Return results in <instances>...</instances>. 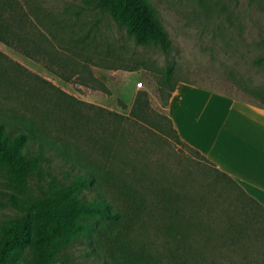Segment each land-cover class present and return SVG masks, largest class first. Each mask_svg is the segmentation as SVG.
<instances>
[{
    "label": "rangeland",
    "instance_id": "rangeland-1",
    "mask_svg": "<svg viewBox=\"0 0 264 264\" xmlns=\"http://www.w3.org/2000/svg\"><path fill=\"white\" fill-rule=\"evenodd\" d=\"M20 1L30 40L18 41V48L0 40V50L9 56L0 66L1 78L7 77L0 86V117L30 115L27 104L37 105L64 142L87 149L83 127L63 128L62 122L74 117L58 110L59 89L57 97L45 90L44 99L36 94L42 78L51 81L84 112L81 119L96 117L97 154L105 156L104 145L111 144L112 166L133 172L132 179L142 177L158 201L153 205L149 197L151 214L143 212L108 237L99 236L105 252L93 250V235L87 233L63 246L56 261L43 263L28 248L19 264H103L111 250L152 264H264V210L243 202L237 184L215 182L221 170L216 160L200 150L206 159L166 118L172 95L164 83L167 67L173 66L175 81L264 107V62L256 61L264 55V0H150L172 39L170 52L137 44L123 21L93 0ZM138 97L148 106L143 118L132 112ZM108 110L121 115L107 118ZM50 161L53 175L20 189L0 172V226L24 213L15 199L42 194L52 178L71 182L74 171L68 175L62 161ZM100 190L121 206L113 188ZM83 195L94 194L87 188Z\"/></svg>",
    "mask_w": 264,
    "mask_h": 264
},
{
    "label": "trees",
    "instance_id": "trees-1",
    "mask_svg": "<svg viewBox=\"0 0 264 264\" xmlns=\"http://www.w3.org/2000/svg\"><path fill=\"white\" fill-rule=\"evenodd\" d=\"M92 5L103 11L112 10L123 21L128 34L137 44L160 46L165 52H170L174 47L160 11L150 0H93ZM27 16L20 0H0V40L17 48L20 47L18 41H27L29 38L25 33L28 32L24 26L29 19ZM8 57L0 50V66L5 63L3 59ZM256 61L264 62V55L259 56ZM174 75L173 66H168L164 83L169 85V95H172L178 83ZM6 80L7 77L4 80L0 76L2 88ZM42 82V86L35 88L36 94L44 99L42 92L45 90L57 97L55 89H59L56 103L58 110L63 115L73 112L74 117L69 124L68 121L62 122L63 128L74 125L76 130L79 126L83 127L87 132L88 145L83 151L74 150L70 142H64L62 135L48 127L49 116L45 118L44 113L39 114L37 105L33 107L32 104H27L29 113L25 114L30 115L11 114L0 117V172L19 189L30 180L41 181L48 175H53L50 167L52 158L59 159L68 166L64 169L68 175L70 170L74 171L71 182L52 178L48 188L40 195L29 193L26 198L19 199L14 195L17 198L14 200L16 206L23 209L24 213L5 220L0 226V264H19L18 261L25 256L28 248L34 249L37 260L51 263L59 258L63 246L87 233L93 235V250L102 253L101 249L104 251V248L99 236L108 237L110 233H115L114 228L118 224L128 223L129 219L140 217L143 212L151 214L153 206L149 197L153 205L158 201L150 194V188L141 184L142 177L132 179L133 172L112 166L114 160L110 158L111 144L104 145L108 148L105 156L97 154L100 144L96 136L97 127L94 126L96 117L88 115L85 120L81 119L84 112L78 111L76 107L79 106L70 100L71 96L66 91L47 79L42 78ZM47 83L50 85L46 86ZM139 97L132 112L143 118L148 114V106L146 102L141 103ZM86 104L93 106L88 102ZM108 112L107 118L111 119L121 115L113 110ZM166 118L174 124L169 115ZM108 141L113 142L111 139ZM217 171L219 174L215 182L220 183V186H227L228 180L237 184L244 194V199L240 197L243 202L249 200L264 210V204L232 175L223 169ZM101 187L113 188L121 206L116 208L114 200H109L100 190ZM87 188L93 192V197L85 198L83 194ZM254 211L259 213L258 208ZM123 255L124 258H121L113 250L110 257L104 253L103 264H152L145 257L135 260L128 254Z\"/></svg>",
    "mask_w": 264,
    "mask_h": 264
},
{
    "label": "crops",
    "instance_id": "crops-1",
    "mask_svg": "<svg viewBox=\"0 0 264 264\" xmlns=\"http://www.w3.org/2000/svg\"><path fill=\"white\" fill-rule=\"evenodd\" d=\"M168 111L181 137L264 204V107L181 81Z\"/></svg>",
    "mask_w": 264,
    "mask_h": 264
}]
</instances>
